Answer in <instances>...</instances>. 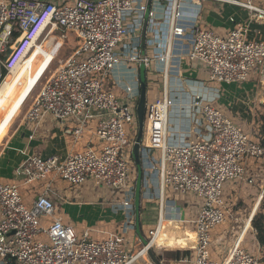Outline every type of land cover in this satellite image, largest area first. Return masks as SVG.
I'll use <instances>...</instances> for the list:
<instances>
[{
    "label": "built area",
    "instance_id": "obj_1",
    "mask_svg": "<svg viewBox=\"0 0 264 264\" xmlns=\"http://www.w3.org/2000/svg\"><path fill=\"white\" fill-rule=\"evenodd\" d=\"M165 1L170 5L165 59L178 55L190 62H201L207 70L208 83L254 81L264 87V41L249 40L245 23L229 17L233 26L222 35L196 19L184 20L180 12L185 2L194 5L209 1L244 11L248 23L264 24V0ZM146 11L147 6L139 0H73L71 4L67 0H0L1 80L5 78L3 70L12 77V71L24 63L34 48H38V56L44 57L45 65L53 62L55 51L37 46L42 37L46 39L56 32L66 39L72 33L77 42L76 51L39 89L22 123H37L44 114L60 123L72 119L76 127L63 131L76 143L89 121L96 119L94 136L100 143L98 148L87 145L82 151L69 152L64 159L55 155L28 157L17 176L25 185L43 184L42 193L30 207L24 204L16 182H0V260L4 264H135L153 247L149 244L160 224L148 231L145 246L133 254L123 238L96 240L79 236L73 226L54 216L53 201L56 180L74 188L90 184L94 189L114 194L117 200L112 205L128 210L127 217L135 215V180L129 182V160L137 137L133 130L137 118L136 106L131 108L126 101H137L139 80L124 84L123 98L116 96L108 81L121 61L137 67L143 64L148 72L151 59L140 52L132 49L123 57L116 53L129 36L124 14ZM15 30L18 36L9 48ZM175 84L170 93L164 88L163 100L157 106L166 109L165 126L170 117L180 124L174 125V134L164 137L159 148L139 144L142 195L149 194L150 177L156 173L161 190L177 195L189 208H197L194 216L185 219L180 217L175 199L170 201L171 214L165 209L166 217L174 216L193 228L196 241L188 249L193 251V264H264L263 250L253 228L252 248L242 246V240L237 245L233 243L219 260L211 258L212 231L225 222L237 221L228 204V187L255 185L256 174L249 173L248 167L250 162L264 160L261 138H255L218 105L219 91L215 87L194 83L198 91L183 97L182 83ZM126 126L130 127V135ZM156 150L159 158L155 157ZM144 155L148 166L144 164ZM258 197H264V182ZM192 201L194 207L190 205ZM48 218L52 221L45 227L42 222ZM179 262L188 264L189 259L185 257Z\"/></svg>",
    "mask_w": 264,
    "mask_h": 264
},
{
    "label": "crops",
    "instance_id": "obj_2",
    "mask_svg": "<svg viewBox=\"0 0 264 264\" xmlns=\"http://www.w3.org/2000/svg\"><path fill=\"white\" fill-rule=\"evenodd\" d=\"M56 1H61V0H56ZM62 1H66V0H62ZM139 2L147 6L148 0H139ZM169 6H170L169 3H166L165 0H151L148 23L144 35H143V27H144L146 13L143 14L139 12H133V13L131 12L124 14V25L129 29V36L120 43L116 51V53L121 57H123L127 52H130V50L132 49L137 53L140 52L141 55H144L149 59H151L150 64L147 68L148 69L147 73L148 74L151 73L153 75L159 76L158 77L160 81L159 91H160L161 99L158 100L159 98L158 97L159 92H158L157 94L150 95L151 101L146 102L147 107H149V111L147 112H150V116L147 120L148 124H146L145 127L144 138L141 140V145H148L153 148H159L163 143L164 137L174 134L173 133L175 131L174 125H176L177 127V125L180 124V121L177 120L175 121L173 117L172 118L170 117L169 123L165 126L166 109L163 108L162 110H160V107L157 106V104H160L163 100L164 88L167 90V92L170 93L175 90L176 88L175 83L178 82L182 83L183 91L185 92V94L183 93V97L192 95V93L194 94L193 91L195 90L196 87L194 86V83L202 82L205 85L214 88L213 86L210 85L212 83H208L207 70L201 62L199 61L190 62L186 57L178 56V55H169L168 58L165 59L166 46L168 40L167 32H168V23H169V19H168ZM180 12L184 20L193 21L194 19H196V22H198L199 24L207 26L208 28H211L215 32L222 35H225L228 32V30L232 28L233 25L229 21V17L232 16L234 20L237 21L238 23L241 24L245 23L244 25H246V28L248 30L247 38L249 40L264 41V24H258L256 22H251V23L246 22L245 12L238 10L234 7H230V6L222 7L217 3H212L209 1H203L200 2L199 4H194V5L185 2L181 4ZM128 18H130L131 21L128 20ZM68 34L72 35L75 38V36L72 33H68ZM55 58L56 55L54 57V60ZM64 62L57 64L56 67L52 70L50 76ZM50 64H52V62ZM50 64L45 65V63H42V65L38 68L35 75L28 83L29 86L27 85L28 87V90L26 91L27 93L34 85L35 81L39 78L42 71H45L46 68L50 66ZM37 73L38 76L36 78ZM146 79H147V74H146ZM135 80H138V67L133 64L127 65L125 64L124 61H121L113 69L108 81V86L113 89L117 97L123 98L124 84L132 83ZM251 83H255V82L252 81ZM6 84L8 85V83ZM196 85L198 86V84ZM256 85H259V87L256 86L255 89H253V87L245 83L244 89H246L248 92L246 95H240L237 92L238 91L237 88L238 87L241 88L243 86L233 87L235 93H231L229 91H226V93H224L221 92V89H219V85H217V87L215 88L219 91L218 100L220 101L224 99L223 101H220V104L218 105H220L223 109H225L230 116L235 114L236 116L238 115V117L241 120H246V124L249 126L248 122L252 120L251 119L252 107H250V105H253L252 104L253 102L259 104L264 101V87H262L258 83H256ZM38 91L32 97L22 117L19 120H17L18 115L21 113V111H19V108L21 106L19 107L18 105L17 109L12 114L14 117L12 118L11 122L6 127V129L3 128L0 132V134L3 132V134L1 135L2 141L0 142V182H4V183L16 182L19 185V188L20 187L23 188L22 198H24L23 200L24 204L29 207L32 206L33 200L36 198V196L42 193L43 184L32 183L25 185L24 183H22L20 177L17 176V171L25 163L28 157H30L31 155H39L43 157L55 155L60 159H64L69 152L82 151L87 147V145H92L93 147L96 148L100 146V143L97 141V139L94 136V131L97 122L96 119H92L89 121L88 127L85 129L83 136L76 143H73L72 137L66 135L63 131V129L66 127L67 128L76 127L77 124L72 119L64 123H60L57 119H54L51 115L44 114L41 120L38 121L37 123L25 126L22 123L23 117L28 107L30 106L32 100L37 95ZM197 91H198V87L195 90V92ZM248 96H249L248 100L250 101L245 103L247 101ZM148 97L149 95L147 94L146 91V98ZM243 103H245L246 105H243ZM242 105L243 107L240 108ZM240 119L236 121L239 123V121H241ZM239 124L241 126V123ZM169 127L172 129L169 130L168 129ZM165 128H166V134H165ZM255 138L258 137L255 136ZM145 163H147L146 160ZM148 165H150L149 162ZM156 169H158V164L156 165ZM248 171L249 173L256 174V182L253 187L251 188L245 187V188H247L250 196L252 195L253 197H255L254 195L256 194L258 195L259 187L264 182V161H260V163L258 164L250 162ZM136 178H137V169H136ZM150 179L151 180L148 184L149 194L146 193L145 196L142 195L140 200L138 228L144 225V226H148L149 227L148 231H150L156 225L160 224L159 225L160 241L159 243L155 244L156 248H160V250H169V251L178 250L180 252V256L174 260H166L161 258V260L159 261L161 264H182L179 261L185 257L189 259L188 264H192L194 259L193 251H189V252L187 251L188 249L193 248L195 245L196 239L193 232L194 230L190 225H184L174 216H169V215H167V217L165 216V209H167L168 214H171L170 201H172V199L166 198L167 191L165 189L161 190L159 184V178L156 176V173H152ZM237 186L239 187V185L232 186L233 188L230 186L228 187L226 191L227 197H229V195H231L233 191L234 193L236 192V189H238ZM53 188L56 192V196L53 197V201L55 205L54 216L61 218L64 224H69L74 228L77 227L78 232L82 228H92L91 226H93L97 220L99 221V220L107 219L106 218L107 214H105L106 211L104 210L103 205L104 204L112 205L113 201L117 200V197H115L114 194H111L107 191L106 193L100 191L99 194L95 192L91 194V192H88L86 190V187L74 188L69 186L67 183L63 181H57V180L54 181ZM242 189H244L243 185H242ZM247 199L249 200V202L254 201V203L250 206V204L247 203L248 202ZM247 199L244 200V203H247L248 207L250 206L249 216L246 219L242 229L238 233L234 245L235 243H240L243 240L244 235L249 229L251 244L244 247L251 248L250 246H253L251 220L255 215V213L258 211L261 202V197H257V198L255 197L251 199L247 197ZM182 201L184 203V200ZM160 202L162 204H160ZM175 204L177 209L179 210L181 218H184V216L185 218L192 217L196 214L197 208L191 209V207L189 208V206L185 205V203L183 205L184 207H182L177 203ZM166 206H168V208H166ZM231 211L234 212V209L232 210L231 208ZM189 212L191 216L187 215L189 214ZM51 221L52 219L48 218V219H44L42 223L45 227H47ZM225 229L228 231L229 227H226ZM215 231H217V229H215ZM215 231L213 232V248L215 249V252H217L216 248L220 251H223L225 249V245L227 246V243L224 240L225 237L220 236L221 232L215 233ZM136 233L138 232L135 231V236L132 239L133 244L131 245L133 254L138 253L147 242L145 238L140 240L138 239L136 241ZM78 235L82 236L83 234L79 232ZM87 239H91V238L87 237ZM220 240H222V242L225 243H222ZM137 244H141L140 248H137L138 247ZM228 246H230V244ZM221 256H223V253L221 254ZM214 260H219V259L214 258ZM0 264H4V263L0 260Z\"/></svg>",
    "mask_w": 264,
    "mask_h": 264
},
{
    "label": "rangeland",
    "instance_id": "obj_3",
    "mask_svg": "<svg viewBox=\"0 0 264 264\" xmlns=\"http://www.w3.org/2000/svg\"><path fill=\"white\" fill-rule=\"evenodd\" d=\"M72 2H73V0H68V3L71 4ZM128 20L131 21L130 18H128ZM40 45H41V48L44 49L45 51L54 50L55 54H56V58L52 62V64H50V66L48 68H46L45 71H42L39 78L35 81L34 85L29 90V92H28L29 94L27 93L26 97L19 104V107L21 106L19 108V111H21V113L18 115L17 120H19L22 117V115H23L24 111L26 110L27 106L29 105L32 97L36 94V92L39 90V88L49 78L52 70L56 67V65L61 63V62L66 61L77 49V42L72 35L68 34L66 36V39H62L59 36V34L56 32L53 35H50L46 39L42 37L40 39V41H38V43H37L38 47ZM43 60H44V57L38 56V48H37V52H36V48H34L32 50V52H30V54L26 58V63L22 65L21 69L18 71V73L15 74V76L13 78L7 74V75H5V78L3 80L0 79V88H1L2 84L4 85V84L8 83V85L5 87L4 91L0 94V123L5 119V117L9 113V111L17 103L19 97L22 95V92L25 91V88L27 87L28 83L31 81V79L35 75L38 68L42 65ZM158 77L159 76H157V75L147 73V94L149 95V97L146 98V102L151 101L150 95L157 94L158 92H159L158 100L161 99L160 91H159L160 90V88H159L160 81H159ZM251 82L252 81H248L246 84L253 87V89H255L256 86L259 87V85H256V83H251ZM244 84H224V83L218 84V83H214V84H210V85L213 87H217V85H219V89H221V92H224V93H226V91H229L231 93H235V91L233 90V87L243 86L241 88L238 87L237 92L240 95H246L248 92L246 89H244ZM156 99H157V96H156ZM248 99H249V96H248L247 101L245 103L250 101ZM223 100L224 99H222L220 101H223ZM220 101L218 100L217 103L220 104ZM126 102H128V104L131 108H134L136 106V103H137L136 100L126 101ZM245 103H243V105H246ZM252 104L253 105H250V107H252L251 108V117H252L251 119L252 120L250 122H248L249 126L246 124V120H241L238 117V115L236 116L235 114H233L232 117L234 118V120L240 119L241 121H239V123H241V126L245 129L250 128L252 135L258 137V135L260 133V127H261L260 115L263 113L264 101L262 103H259V104L258 103L256 104V102H253ZM243 105L240 108H242ZM149 116H150V112H148V115L146 114V116H145L144 131H143L142 139L144 138V135H145V127H146V124H148L147 120H148ZM13 117H14L13 115L10 116V118L8 119V122H7L6 126L4 127V129H6V127L9 125V123L11 122ZM133 130H134L135 134L137 135V131H138L137 122L133 123ZM126 131H127L128 135H130V127L126 126ZM2 134H3V132L0 134V142L2 141V136H1ZM258 139H259V137H258ZM154 154H155V157L158 158V156H159L158 150L154 151ZM260 161H264V160H259V161H256L254 163L258 164V163H260ZM129 162H130L129 165L131 167V174L129 175V182L132 184L134 182V180L136 179V169H135V166L133 164V159H130ZM232 186H236V184H233L230 187H232ZM84 187H86V190L88 192H91V194H93L94 192L99 194L101 191L100 189H94L90 184H87ZM22 189L23 188L20 187L19 192H20L21 196L23 197ZM238 190H239V193H238ZM241 196H242V198H241ZM254 196L256 198L258 197L257 194ZM247 197H249L250 199L255 198L252 195L251 196L249 195L247 188L244 187V189H242V186H239L238 189H236L235 193L233 191L231 193V195H229L228 204H229V207L232 208V210L234 209V212L236 213L235 216L237 215L236 216L237 221H235L233 223L225 222V223L221 224L220 226H218L217 231H215V233L221 232L220 236L225 237L224 240L227 243V246L225 245V249L223 251H220L216 248L217 252H215V249L213 247H211V258L212 259H214V258L220 259L222 257L221 254L227 252V249L235 242L238 233L242 229L246 219L249 216V212H250L249 207L254 203V201L249 202ZM166 198L175 199V202L177 204L184 207L183 201L177 195H174L169 191H167ZM245 199H247V201H248L247 203L250 204L249 207L247 206V203H244ZM23 200H24V198H23ZM152 203H154V202H152ZM151 205H153V204H151ZM190 205L192 207H194L193 206L194 202L192 201L190 203ZM103 207H104V210L106 211L105 214H107L106 215L107 219L99 220V221L97 220L95 222V224L93 226H91L92 228H82L79 232L81 234H83L82 235L83 237H85V238L89 237L91 239L92 238L93 239H103V238H108V237L123 238L124 240H126V245L131 250H132L131 245L133 244L132 239L135 236V231L138 232V233H136V241L138 239L140 240L143 238H145L146 240L149 239V235H148V228L149 227L148 226L143 225L136 230V217L134 214H133V216H131V214H130V217H127L128 216V210H126V209H123L121 207L114 206V205H105V204L103 205ZM187 215H190V212ZM184 219H185V216H184ZM226 227H229L228 231L225 229ZM75 229L77 230V233L79 234L77 227ZM223 229H225V230H223ZM212 233H213V231H212ZM249 235L250 234H249V229H248L246 234L244 235V238H243L244 242L241 243L243 246H248L251 244L250 243L251 237ZM220 241L222 242V240H220ZM225 242H222V243H225ZM142 244H143V242H142ZM229 244H230V246H228ZM137 245H138L137 248H140L141 244H137ZM250 247L252 248V246H250ZM150 251H153L154 257L156 258L157 256H159L161 254V252L163 250H160V248H156V246H153L150 249ZM135 264H155V263H154L153 259L151 258L149 251H148V253H146L143 257H141Z\"/></svg>",
    "mask_w": 264,
    "mask_h": 264
},
{
    "label": "water",
    "instance_id": "obj_4",
    "mask_svg": "<svg viewBox=\"0 0 264 264\" xmlns=\"http://www.w3.org/2000/svg\"><path fill=\"white\" fill-rule=\"evenodd\" d=\"M151 0H148L147 3V11L145 14V22L143 27V35L146 31V26L148 22V16L150 12ZM147 70L143 64L138 67V80H139V97L136 103V118L138 123V131L136 142L132 149V159L133 163L137 169V178L135 182V196H134V208H135V217H136V230L138 229L139 222V210H140V200L142 197V188L144 186V178H143V162L142 155L139 150V144L142 140L143 130H144V120L147 113V104H146V91H147V79H146ZM149 250V254L153 259L155 264H161ZM148 253V252H147Z\"/></svg>",
    "mask_w": 264,
    "mask_h": 264
},
{
    "label": "trees",
    "instance_id": "obj_5",
    "mask_svg": "<svg viewBox=\"0 0 264 264\" xmlns=\"http://www.w3.org/2000/svg\"><path fill=\"white\" fill-rule=\"evenodd\" d=\"M18 36V31L15 30L12 35V43L9 45V48L13 43L15 42V38ZM2 75H6V71H2ZM260 138H261V145L264 146V105H263V113L260 115ZM251 226L254 229L256 235V241L259 244V246L263 250V261H264V197L260 202L258 211L255 213L251 220ZM189 252V251H187ZM151 254L154 256L153 251H151ZM180 256V252L177 251H169V250H163L159 256H157V260L160 261L161 258L166 259V260H174L177 257Z\"/></svg>",
    "mask_w": 264,
    "mask_h": 264
},
{
    "label": "bare ground",
    "instance_id": "obj_6",
    "mask_svg": "<svg viewBox=\"0 0 264 264\" xmlns=\"http://www.w3.org/2000/svg\"><path fill=\"white\" fill-rule=\"evenodd\" d=\"M32 52V51H31ZM36 52H37V48H36ZM25 61H26V59H25ZM25 61H24V63H25ZM23 63V64H24ZM23 64H21L20 66H18L16 69H14L13 71H12V78L15 76V74L16 73H18V71L21 69V67H22V65ZM42 68V67H41ZM40 74V73H39ZM37 76H38V73L36 74V78H37ZM7 86V84H4V85H2L1 86V88H0V94L4 91V89H5V87ZM28 90V87L25 89V91L22 93V95L19 97V99H18V101H17V103L13 106V108L9 111V113L7 114V116L5 117V119L0 123V132H1V130L5 127V125H6V123H7V121H8V119L10 118V116L14 113V111L17 109V107H18V105L20 104V102L23 100V98L25 97V95H26V91ZM152 106V105H151ZM166 117H167V114H166ZM152 134H154V133H152ZM156 135V134H155ZM157 138V137H156ZM158 139V138H157ZM160 139V138H159ZM156 141V140H155ZM148 142V141H147ZM155 143V142H154ZM162 145H163V143H162ZM143 160H144V164L146 165V166H148V160H147V157L144 155L143 156ZM145 160L147 161V163H145ZM195 235V234H194ZM196 239V238H195ZM159 241H160V228L158 227V230H157V232H156V234H155V236H154V238H153V240H152V242L149 244V246L151 245V244H153V246H155V244L156 243H159ZM238 243H235V245H237ZM159 247V246H158ZM232 248V247H231ZM141 251V250H140ZM144 250H142V253L144 254ZM231 252H232V249H231Z\"/></svg>",
    "mask_w": 264,
    "mask_h": 264
},
{
    "label": "clouds",
    "instance_id": "obj_7",
    "mask_svg": "<svg viewBox=\"0 0 264 264\" xmlns=\"http://www.w3.org/2000/svg\"><path fill=\"white\" fill-rule=\"evenodd\" d=\"M146 244V243H145ZM151 249V248H150Z\"/></svg>",
    "mask_w": 264,
    "mask_h": 264
}]
</instances>
